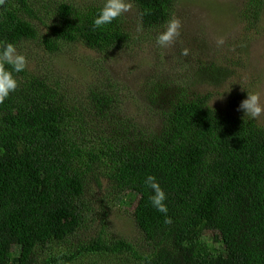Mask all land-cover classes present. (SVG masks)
<instances>
[{
    "label": "trees",
    "instance_id": "obj_1",
    "mask_svg": "<svg viewBox=\"0 0 264 264\" xmlns=\"http://www.w3.org/2000/svg\"><path fill=\"white\" fill-rule=\"evenodd\" d=\"M101 1L58 3L57 21L42 34L33 0H5L0 41L18 50L36 42L51 53L81 45L107 55L165 28L177 2L133 0L134 21L123 16L95 29ZM245 3L238 18L257 30L264 0ZM230 74L200 61L192 81L216 87ZM16 78L17 91L0 105V264H76L95 253H131L139 264H264V126L238 110L247 95L232 96L231 110H223L211 106V92L193 94L184 84L185 92L171 93L155 83L154 106L168 93L174 101L152 132L128 114L109 75L87 103L28 68ZM147 175L167 193L170 224L151 206ZM108 197L124 206L137 200L145 255L102 230L73 249L90 206L105 210Z\"/></svg>",
    "mask_w": 264,
    "mask_h": 264
},
{
    "label": "rangeland",
    "instance_id": "obj_2",
    "mask_svg": "<svg viewBox=\"0 0 264 264\" xmlns=\"http://www.w3.org/2000/svg\"><path fill=\"white\" fill-rule=\"evenodd\" d=\"M91 1L33 0L32 6L38 16L34 23L40 33H49L50 24L57 21L55 8L58 3L84 6ZM243 6H246L245 0H177L174 17L182 22L181 36L168 47L156 43V37L165 29L162 28L151 34L144 33L146 36L135 34L137 39L128 47L107 55L81 45L65 46L61 52L51 53L36 42L25 43L18 51L28 58L29 71L57 82L66 94L82 103L90 100L98 81L102 83L109 75L126 99L124 106L128 114L141 122L143 128L154 132L162 124V110L168 109L174 101L171 93L185 92L184 84L191 87L193 94L211 92V106L217 109H230L232 96L247 95V92L259 93L264 100V16L259 29H249V25L238 18ZM134 10L133 7L125 15L130 22L135 20ZM220 38L224 39V44L217 46ZM184 48L190 50L188 56L181 55ZM200 61L227 67L231 74L216 87L195 85L192 76ZM155 83L166 86L171 92L161 96L159 106L149 100ZM257 121L264 126V117ZM103 195L104 192L99 197ZM107 199L105 210L99 205L90 206L92 211L85 215L86 224L71 238L73 249L87 244L102 230L104 238L127 241L140 255H145L147 243L133 216L137 200L124 206L116 205L112 198ZM71 249L67 245L61 247L69 255ZM77 261L76 264L140 263L131 253L107 256L95 253Z\"/></svg>",
    "mask_w": 264,
    "mask_h": 264
},
{
    "label": "clouds",
    "instance_id": "obj_3",
    "mask_svg": "<svg viewBox=\"0 0 264 264\" xmlns=\"http://www.w3.org/2000/svg\"><path fill=\"white\" fill-rule=\"evenodd\" d=\"M4 4L5 0H0V5ZM132 10L133 0H104L102 8L93 21V26L95 29H100L111 25ZM181 29V20L173 17L167 22L165 29L156 37V43L161 47L172 45L180 38ZM138 30H142V26ZM223 44V38L217 40V46ZM189 52L188 48H184L181 55L188 56ZM28 65V58L18 51L15 43L0 41V105H3L10 95L17 91L19 81L16 74L24 72ZM238 110L243 111L245 117L249 119L259 120L264 117V100H262L259 93L247 92V98L240 103ZM144 184L152 192L149 197L151 206L164 215L166 223H172L171 217L168 216L167 193L161 187L157 178L154 175H147Z\"/></svg>",
    "mask_w": 264,
    "mask_h": 264
}]
</instances>
